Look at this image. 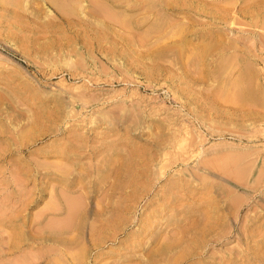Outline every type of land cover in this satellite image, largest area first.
<instances>
[{
  "label": "rangeland",
  "instance_id": "1",
  "mask_svg": "<svg viewBox=\"0 0 264 264\" xmlns=\"http://www.w3.org/2000/svg\"><path fill=\"white\" fill-rule=\"evenodd\" d=\"M0 264H264V0H0Z\"/></svg>",
  "mask_w": 264,
  "mask_h": 264
},
{
  "label": "bare ground",
  "instance_id": "2",
  "mask_svg": "<svg viewBox=\"0 0 264 264\" xmlns=\"http://www.w3.org/2000/svg\"><path fill=\"white\" fill-rule=\"evenodd\" d=\"M7 218V217H6Z\"/></svg>",
  "mask_w": 264,
  "mask_h": 264
}]
</instances>
